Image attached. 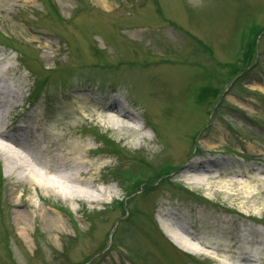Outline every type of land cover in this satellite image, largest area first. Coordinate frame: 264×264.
<instances>
[{
  "label": "rangeland",
  "instance_id": "rangeland-1",
  "mask_svg": "<svg viewBox=\"0 0 264 264\" xmlns=\"http://www.w3.org/2000/svg\"><path fill=\"white\" fill-rule=\"evenodd\" d=\"M0 42L20 99L39 93L18 118L91 148L105 192L46 196L0 158V264H264V0H0ZM110 100L152 140L113 128Z\"/></svg>",
  "mask_w": 264,
  "mask_h": 264
},
{
  "label": "bare ground",
  "instance_id": "bare-ground-1",
  "mask_svg": "<svg viewBox=\"0 0 264 264\" xmlns=\"http://www.w3.org/2000/svg\"><path fill=\"white\" fill-rule=\"evenodd\" d=\"M4 56L0 57V158L5 161V165L11 171H17L22 176L23 180H29L31 184L39 186L41 193L49 195L46 191L48 188L55 189L60 192L63 200L86 199L89 202H97L101 200V196L105 192H99V196L93 193L87 185L95 181L93 178V166L87 161V158L92 154V149L87 147L84 152L81 151V144H72L57 146L56 139L51 133L38 129L43 126L37 113H31L24 118H18L19 113L16 108L19 105L21 93L15 83L14 72L10 66L5 65ZM107 114V121L116 130H126L133 132L134 136H138L141 140L150 142L143 132L145 123L142 122L138 127L132 125L131 121L135 116L126 112L124 106L120 105L117 100H110L105 105L102 111ZM10 122L8 123L7 121ZM23 122L22 127L17 123ZM17 131V128L23 130L22 139L19 138V132H15L14 138H11L7 129ZM18 133V134H17ZM8 142L12 145H7ZM32 159L36 161L41 169L27 165V161ZM208 163L205 164V166ZM204 166L199 160H192L185 164L184 172L187 179L192 183H200L204 177L200 173L196 175V170ZM16 172V173H17ZM82 185L84 188L78 187ZM223 185V184H222ZM227 186V182L224 184ZM243 192H248V186L242 188ZM20 214V213H18ZM175 221L170 214L162 220L161 225L165 234L178 247L185 250L198 251L197 247L191 242L186 230L180 231L179 227L175 226ZM179 228V229H178ZM183 230V229H182ZM244 262L254 261L253 259L243 257ZM239 261L238 264H244Z\"/></svg>",
  "mask_w": 264,
  "mask_h": 264
},
{
  "label": "trees",
  "instance_id": "trees-1",
  "mask_svg": "<svg viewBox=\"0 0 264 264\" xmlns=\"http://www.w3.org/2000/svg\"><path fill=\"white\" fill-rule=\"evenodd\" d=\"M250 52H253V49H252V47H251V51ZM242 62L244 63V64H248V62H250V60H248V59H242ZM232 71H238V69L237 70H235V69H233ZM210 93H212V95L214 94L215 96L214 97H217L216 96V94H215V90H213V91H211ZM1 184V183H0Z\"/></svg>",
  "mask_w": 264,
  "mask_h": 264
}]
</instances>
